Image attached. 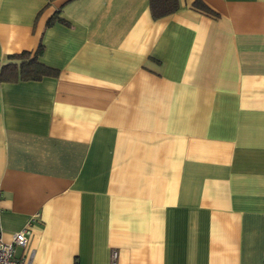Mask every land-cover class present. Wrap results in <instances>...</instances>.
<instances>
[{
  "label": "crops",
  "instance_id": "obj_1",
  "mask_svg": "<svg viewBox=\"0 0 264 264\" xmlns=\"http://www.w3.org/2000/svg\"><path fill=\"white\" fill-rule=\"evenodd\" d=\"M0 0V223L29 264H264V0ZM59 9L67 21L47 27Z\"/></svg>",
  "mask_w": 264,
  "mask_h": 264
},
{
  "label": "trees",
  "instance_id": "obj_2",
  "mask_svg": "<svg viewBox=\"0 0 264 264\" xmlns=\"http://www.w3.org/2000/svg\"><path fill=\"white\" fill-rule=\"evenodd\" d=\"M150 13L153 19L175 12L180 4L179 0H148ZM192 6L196 9L216 16L217 12L210 9L202 0H193ZM60 10L57 9L47 20L46 26H51L54 22L59 21L67 23L61 18ZM44 50L42 41H39L34 51L23 50L18 53L9 54L6 61L0 63V81L18 82L27 80H41L44 77H56L59 70L53 66H49L41 60Z\"/></svg>",
  "mask_w": 264,
  "mask_h": 264
},
{
  "label": "built area",
  "instance_id": "obj_3",
  "mask_svg": "<svg viewBox=\"0 0 264 264\" xmlns=\"http://www.w3.org/2000/svg\"><path fill=\"white\" fill-rule=\"evenodd\" d=\"M30 233L29 226L16 231L11 240L6 241L2 236V227L0 223V264H29V262L15 254L16 247H25L27 235ZM118 253L116 250L111 252L110 264H117Z\"/></svg>",
  "mask_w": 264,
  "mask_h": 264
}]
</instances>
